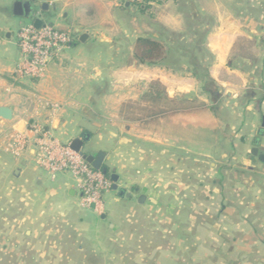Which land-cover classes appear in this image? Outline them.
Masks as SVG:
<instances>
[{"label": "crops", "instance_id": "1", "mask_svg": "<svg viewBox=\"0 0 264 264\" xmlns=\"http://www.w3.org/2000/svg\"><path fill=\"white\" fill-rule=\"evenodd\" d=\"M14 1L0 0V105L12 111L11 119L0 117V230L15 236L41 235L50 217L73 215L82 237L105 236L106 246L117 248L124 245L126 232L131 236L133 227L142 222L152 225L159 219L163 230L176 232L171 248L190 249L181 258L183 263L264 264V161L251 154L256 147L264 155V15L262 27L255 31L248 30L244 18L235 16L206 31L204 48L194 52L191 65L177 42L182 19L177 10L167 11L174 0H166L165 9L157 10L154 19L144 10L138 13L135 8L122 7L119 0H49L42 19L72 30L75 41L52 59L42 78L18 79L13 74L18 60L14 40L18 28L29 19L13 14ZM36 4L40 7L41 3ZM155 21L176 33V39L155 32ZM83 33L86 36L80 40ZM140 36L162 42L166 58L154 64L140 63L134 57ZM243 39L256 40V49L251 57L234 58L236 45ZM203 51L211 59L202 68L208 81L200 84L191 72L193 63L198 67L202 63ZM180 70L187 73L180 74ZM156 80L168 98L185 97L208 85L216 89L215 97L209 96L210 104L222 103L227 110L224 116L211 107L208 111L222 136L219 148L198 141L186 148L184 132L171 135L175 141L171 146L166 143L168 134L162 132L166 142L156 148L145 142L152 139L147 135H142L143 141L132 137L136 126L124 125V131H129L118 134L116 128L104 124L107 118H118L114 112L106 117L101 114L108 100L116 106L125 98L135 101ZM195 95L208 100L200 93ZM83 118L96 126L84 151L93 155L103 151L104 166L114 168L118 186L130 193L120 197L112 189L106 191L101 213L80 205L79 190L69 173L50 177L40 169L32 158V145L18 158L8 149L17 133L33 137L31 123L61 142H70L84 132L79 126ZM161 121L169 124L163 117ZM218 121L220 125L214 124ZM146 128L138 129L150 134ZM216 149L219 158L209 162L206 181L198 176L191 182L185 179L186 167L197 173L201 164L197 157L208 158ZM186 152L193 156L191 163H186ZM101 254L106 260L116 257L105 246ZM142 255L138 250L132 256Z\"/></svg>", "mask_w": 264, "mask_h": 264}, {"label": "rangeland", "instance_id": "2", "mask_svg": "<svg viewBox=\"0 0 264 264\" xmlns=\"http://www.w3.org/2000/svg\"><path fill=\"white\" fill-rule=\"evenodd\" d=\"M165 1L150 0L149 3H146L147 6L144 11L147 17L156 18L157 10L165 9ZM118 2L123 7L127 0H119ZM128 5L131 8H135L138 13L140 12L137 4L129 3ZM175 10L178 11L182 19L181 29L177 31L179 34L177 42L179 47L186 51L185 61L192 65L194 52L198 51L200 47L201 49L204 48L203 41L206 31L218 27L228 16L244 18L248 25V30L255 31V29L262 27L260 19L264 15V0H174L173 7H168L167 11L174 12ZM49 20L52 24L53 20ZM153 24H155L153 25V30L157 31V33L169 34L172 39H176L178 36L176 33L171 34L168 29L166 30L156 21ZM255 49L256 40H240L236 45L233 57L235 58L241 54L251 57ZM201 54L202 63L199 67L193 63L194 70L191 72L197 80H201L200 84H202V80H205L204 74L208 77L207 72L202 68L206 67L205 63L211 59V55L208 52L203 51ZM169 59L172 60L173 57L170 56ZM179 73L185 74L187 72L180 70ZM152 85L153 89L161 92V98L165 99V87L157 80L152 81L147 91L139 95L135 101L125 98V101L116 106L111 99L108 100L105 104L104 114H101L106 117L112 116L111 113L114 112L118 115V118H107L104 120V124L107 123L116 128L118 134H126V131H129L127 129L124 131V125L128 127L130 125L136 126V129H132V133H134L132 137L143 141L144 136L142 135H147L152 139H147L145 142L152 143L156 148H159L158 146H160L161 142H166L161 139L160 135H162V132L168 134L169 140L166 143L169 146L175 143L170 138L171 135L175 136L176 133L181 134V132H184L183 137L186 148L194 141L200 142L201 145L216 144V148L221 146V133L216 132V128L212 125L208 116V111L209 107H211L210 110L224 116L227 110L222 103L214 107L210 104L209 96L212 98L216 94L214 87L208 85L205 88L206 90L203 89L200 92L195 90V92L186 94L185 97L178 94L179 100L185 101V103H179L178 106L184 108L185 112L162 116L155 114L161 108H164V100L153 102L148 98L147 93L152 89ZM116 92L118 93L117 90L113 93ZM195 93H200V96L208 100H200ZM161 117H163L164 121L167 119L169 124L162 123ZM177 120H179L180 124L178 127L176 125ZM214 124L220 125L219 121ZM140 127H147L146 129L151 131V133L144 134V132H140ZM204 152L208 153L210 151ZM219 153L220 151L216 149L210 153L208 158L197 157L201 162L200 170L197 169V173H193L191 167L189 169L186 167L184 172L185 179L191 182L193 178L197 179L198 176L201 180H205L209 162L217 160ZM154 154L159 155L155 150ZM192 157V155L188 156L186 152V163L187 161L191 163ZM76 221H78V218L73 215L50 217L42 226L43 234L30 237L23 234L15 236L0 230V264H187L183 263L181 258L189 254L190 249L183 248L179 251L177 247L171 248L170 244L175 241L176 232H171V234L163 230L159 219H154L152 225L142 222L135 228L133 227L131 236L130 232H126L127 237L124 240V245L117 248L107 247L105 236V240L102 238L103 236L99 238L98 236L89 237V239L82 237L79 225L76 226L77 223L74 224ZM101 242L104 243L105 250L109 251L110 255H116V257L106 260L107 258L104 254L100 255L104 247ZM138 250L140 254H143L141 258L132 256L134 251Z\"/></svg>", "mask_w": 264, "mask_h": 264}, {"label": "built area", "instance_id": "3", "mask_svg": "<svg viewBox=\"0 0 264 264\" xmlns=\"http://www.w3.org/2000/svg\"><path fill=\"white\" fill-rule=\"evenodd\" d=\"M150 0H127V3L146 4ZM39 5L34 3L28 16L29 21L21 25L15 35L18 60L13 69L15 78L40 79L49 63L68 48L74 38L72 30L60 29L42 19ZM35 19H41L39 26ZM52 108H57L52 105ZM29 130L33 137L24 133L12 136L8 144L10 153L18 158L33 146L32 158L50 177L58 172H67L79 190V203L83 207H93L99 213L103 210V194L111 190L112 182L107 174L96 170L82 156L69 147V142H61L49 134L39 124L31 123Z\"/></svg>", "mask_w": 264, "mask_h": 264}, {"label": "water", "instance_id": "4", "mask_svg": "<svg viewBox=\"0 0 264 264\" xmlns=\"http://www.w3.org/2000/svg\"><path fill=\"white\" fill-rule=\"evenodd\" d=\"M39 1L40 4V10L42 12H47L49 7V0H15L13 2V14L15 16L19 17H28L33 9L34 3ZM125 6H129L128 3L125 4ZM52 8L55 10L56 5L52 4ZM42 18H45V15L42 16ZM41 23V19H35L34 25L39 26ZM86 34H81L80 40H82ZM0 117L9 120L12 118V111L10 107L0 105ZM79 126L84 130V132L79 136L73 138L69 142V147L78 152L83 159H85L88 163L92 165V167L96 170H100L102 173L107 174L112 182L111 189L116 191L118 196H126L129 197L130 193L125 192L123 188H120L118 186V175L115 173L114 168H111L110 170L104 166L103 159L105 153L103 151L97 152V154L93 155L90 153H87L84 151L83 147L85 143L90 139V136L92 133L96 131V126L91 124L86 118H83L81 122L79 123ZM251 154L258 155V158L262 161H264V155L258 154V149L256 147L251 149ZM18 170H16L15 174Z\"/></svg>", "mask_w": 264, "mask_h": 264}, {"label": "trees", "instance_id": "5", "mask_svg": "<svg viewBox=\"0 0 264 264\" xmlns=\"http://www.w3.org/2000/svg\"><path fill=\"white\" fill-rule=\"evenodd\" d=\"M141 11L144 10V8L147 6V4H137ZM75 39L73 40V42ZM72 42V43H73ZM134 57L140 62V63H148V64H154L158 63L159 61L166 58L165 54V46L162 42L155 40L151 37H138L135 41L134 45ZM204 74V78L206 82L208 81V77ZM152 89L147 93L148 98L150 101H159L164 100L165 105L164 108H161L155 115H170V114H176L180 112H185L184 108L179 107V103H185V101L179 100V97H167L165 95V99L161 98V92L157 89H153V85L151 86ZM182 101V102H181ZM154 115V114H153Z\"/></svg>", "mask_w": 264, "mask_h": 264}]
</instances>
